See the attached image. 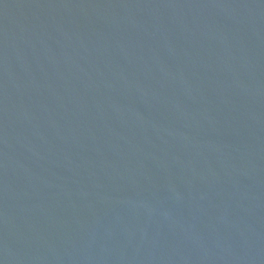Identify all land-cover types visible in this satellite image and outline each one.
Returning <instances> with one entry per match:
<instances>
[{
    "label": "water",
    "instance_id": "water-1",
    "mask_svg": "<svg viewBox=\"0 0 264 264\" xmlns=\"http://www.w3.org/2000/svg\"><path fill=\"white\" fill-rule=\"evenodd\" d=\"M0 264H264V0H0Z\"/></svg>",
    "mask_w": 264,
    "mask_h": 264
}]
</instances>
